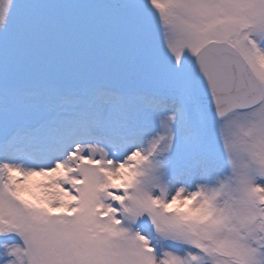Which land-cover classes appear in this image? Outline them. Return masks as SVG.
<instances>
[{"label":"snow or ice","instance_id":"6c2138e0","mask_svg":"<svg viewBox=\"0 0 264 264\" xmlns=\"http://www.w3.org/2000/svg\"><path fill=\"white\" fill-rule=\"evenodd\" d=\"M0 264H264V0H0Z\"/></svg>","mask_w":264,"mask_h":264}]
</instances>
